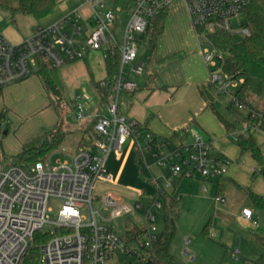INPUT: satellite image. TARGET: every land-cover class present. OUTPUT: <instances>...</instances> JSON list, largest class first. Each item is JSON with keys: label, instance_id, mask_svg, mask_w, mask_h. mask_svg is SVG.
<instances>
[{"label": "built area", "instance_id": "2783aa9c", "mask_svg": "<svg viewBox=\"0 0 264 264\" xmlns=\"http://www.w3.org/2000/svg\"><path fill=\"white\" fill-rule=\"evenodd\" d=\"M173 1L132 0L120 41L112 31L113 8L94 11L89 18L88 31L78 20V10L69 12L50 26L35 29L32 36L18 43L9 40L0 29V89L36 73L39 58L48 60L54 67H61L95 51L105 61V48L110 40L118 45L120 52L119 72L113 81L114 94L104 104L106 113L102 108L92 113L95 136L90 145L80 146L71 154L70 160H59L53 165L46 161H35L26 167L15 163L0 164V264H24L33 235L48 224L54 225V233H50L42 244L38 264H106L128 249L121 232L98 222L97 212L93 209V201L98 198L95 184L99 180L112 179L107 165L111 153L120 154L131 138L139 141L141 122L121 113L119 97L123 92L139 88V83L131 78L143 74L146 69L144 61L139 58L138 40L145 36L150 21L170 8ZM183 1L200 44L207 45L201 53L209 73L208 82L219 93H230L233 103L247 109L243 127L232 131L234 138L238 132L264 130V107L248 105L231 91V87H238L243 79L237 81L222 69L224 54L205 35V30L215 26L233 33L230 19L240 14L252 0ZM97 3L103 5V0H97ZM240 32L245 34L248 30L243 27ZM78 36H83V45L76 42ZM262 56L264 59V49ZM101 84H106L104 79ZM74 107L78 119L89 116L85 103L76 101ZM4 127L5 122L0 120V129ZM188 135L190 139L179 142L170 138L153 141V135L149 133L144 145L139 144V147L143 152L151 150L157 163L168 165L173 175L205 179L224 176L230 159L215 152L214 137L197 130ZM142 156L146 161V154ZM52 196L63 201L53 220L49 216ZM224 200L223 194L215 196L216 202ZM103 201L105 206H112L113 217L132 210L109 194ZM86 205L90 208L91 219L82 213L81 209ZM137 208L144 210L146 230L143 238L145 245L151 246L158 237L156 222L162 203L156 201L151 208L139 203ZM242 214L246 220L258 224L251 208H243Z\"/></svg>", "mask_w": 264, "mask_h": 264}, {"label": "rangeland", "instance_id": "374dc122", "mask_svg": "<svg viewBox=\"0 0 264 264\" xmlns=\"http://www.w3.org/2000/svg\"><path fill=\"white\" fill-rule=\"evenodd\" d=\"M129 6H132V0H103V5L98 4L97 0H59V4L48 15V18L40 22L19 11L0 8V28L4 34L8 30H14L26 39L33 35L34 29L39 23L42 27L50 26L63 13L66 15L78 10L80 12L78 20L83 23L86 14L113 8L118 14V19L112 27V31L120 41L127 22ZM186 11L187 8L183 0L173 1L165 31L158 38L156 48L152 49L149 34L142 35L138 40L139 58L141 57L146 65L144 73L137 76L141 82L145 80L149 69L159 71L165 82L169 79L182 82L192 77L196 79L198 72L202 70L199 80H196L194 85L197 86L207 80L208 73L202 57L191 56L193 53L197 55V52L207 45L200 44L190 15ZM246 19L245 12L230 19L236 39L243 38V33L240 31L243 29ZM76 42L83 45V36L76 37ZM90 52H88L89 64L94 77L96 79L105 78L107 74L103 56L100 53L92 55ZM187 56L188 59H186ZM33 75L37 74L34 72ZM60 75L64 81L67 99L58 100L47 92L46 107L36 108L39 99L35 95L36 93L33 94L30 89L21 88L20 91H13L6 95L8 101L6 103L13 110V114L6 112L4 116H0V120L6 124L4 128L0 129L1 165L11 164L12 157L24 145L38 144L39 141L36 138L41 135L38 134L42 131L43 134L55 127L69 131L64 144L45 159L50 165L59 160L71 159V154L79 148L77 141L82 136L84 128L91 127L94 133V122L90 118L78 119L74 107L76 101H81L88 106V114L100 107L99 100L93 93L87 78L86 65L80 60H74L60 67ZM240 79L238 78L237 81ZM238 87L232 86L231 91H236ZM145 91L142 89L135 93L123 92L120 94V111L124 116L131 118V111L137 104L141 105L138 101ZM185 91L184 103L192 105V93L187 89ZM213 91L216 110L231 122L238 121L237 126L240 130L243 127L247 109L233 103L230 93H219L214 88ZM250 98L257 107H264V94L252 95ZM4 103L5 100L1 97L0 113ZM101 108L106 113L105 106H101ZM5 110L7 111V109ZM197 120L209 134L220 138L219 145L230 158V167L226 175L216 178L214 181L182 178L177 186L172 184L170 187H165V191L169 195L181 193L180 213L171 250L184 264H218L220 261H224L226 264H254L252 260L261 253V245L257 237H264V212L253 205L249 191L264 193V166L258 164L250 151L240 152L232 132H228L218 113L212 108L205 105ZM6 128L9 129L8 133H4ZM252 134L264 153V130L254 129ZM140 160L147 178L136 173L131 153L122 157L116 171L118 176L115 175V186L126 187L121 190L115 189V196H119L122 203L132 208L130 212L113 217L112 206H105L103 201L104 196L108 193L103 190L105 186L101 185L99 181L95 184L94 191L96 194L98 193V198L93 201V209L97 212L98 222L108 224L121 233L130 223H137L140 226L146 224L144 210L137 208L139 196L135 188L145 189L147 193L155 194L157 186L149 178H162L163 181H166L169 177L167 168L170 167L157 163L153 155L147 154L146 162L142 158ZM135 163L139 166L138 162L135 161ZM138 178L142 181L141 183ZM216 181L222 182L225 186V200L220 201L219 204L214 201L218 192ZM62 202L59 197H50L49 207L52 211H49V216L51 220L56 218L57 210ZM243 207H250L254 210V217H257L258 224H252L240 217ZM81 210L88 219H91L89 206L86 205ZM163 226L164 212L161 211L156 222L158 235ZM205 227L208 228L207 232L204 231ZM44 230L54 233V225L48 224ZM106 264H122V259L116 255Z\"/></svg>", "mask_w": 264, "mask_h": 264}, {"label": "trees", "instance_id": "16d2710c", "mask_svg": "<svg viewBox=\"0 0 264 264\" xmlns=\"http://www.w3.org/2000/svg\"><path fill=\"white\" fill-rule=\"evenodd\" d=\"M58 3L59 0H0V8L19 11L37 20H41L49 15L57 7ZM242 12H245L247 17L243 26L248 30L247 33L243 34L242 39H236L233 33L221 26H215L210 30H205V35L212 41L216 48L224 54V58L221 60L222 69L234 79H243V81L240 82V86L235 91L237 98L248 105L257 107V105L251 101L250 97L252 95L260 96L264 94V59L262 56L264 49V0H252L244 7ZM169 13L170 8H167L159 16L151 20L148 25L145 35L149 34L151 36L152 49L156 48L158 38L165 31ZM117 19L118 14L115 11L114 25ZM105 51L106 58L104 64L107 74V76L103 78L106 82L105 85H102L101 80H97L94 77L87 56L75 59L80 60L86 65L87 78L99 100L100 108L113 97V81L119 72L120 64V52L116 43L110 40ZM72 61L74 60L69 62ZM36 74L48 93L58 100L63 98L67 99L64 81L60 75V67H54L48 60L39 58ZM139 88L133 92H136ZM198 89L201 97L206 103V107H210L218 113L228 132L239 130L237 126L239 124L238 121L236 123L231 122L216 110L212 84L208 81L200 83ZM1 97L2 89H0V98ZM5 113L6 110L3 108L0 116H4ZM5 131L8 133L9 129L6 128ZM139 131V141H145L150 131L143 122H141L139 126ZM181 132L183 133V130ZM181 132L178 131L177 134L180 135ZM184 132L185 136L189 133L186 129ZM68 133L69 131H63L60 127H55L41 134L36 138L39 141L38 144L31 146L24 145L22 150L12 157V163L26 167L35 161H45L49 154L58 150L64 144ZM94 136L95 134L91 130V127L84 128L82 136L77 141V146L90 145ZM157 139V136H153V141ZM234 139L241 153L250 151L258 164L264 166V153L252 132H238ZM137 151V161L141 165L140 174L147 178L148 176L144 173L141 164L140 158L143 159V156L139 147H137ZM143 161L146 162L144 159ZM149 179L156 184L157 192L155 194H150L144 191L139 198V203L145 207L151 208L156 201H161V209L164 212L163 229L152 242L151 246H146L143 238L146 224L140 226L137 223H130L122 233L128 249L123 253L120 252L119 257L122 259V264H184L171 250V244L177 230L181 199L172 196L168 200V196L165 194L164 181L155 178ZM218 194H220V191ZM249 194L253 205L264 212V194L252 190L249 191ZM204 231L207 232L208 228L205 227ZM49 237L50 233L44 229L35 232L30 248L24 258V264H38L40 248ZM257 239L261 245V253L252 261L254 264H264V237L258 236ZM143 255H146V258H143ZM218 264L226 263L220 261Z\"/></svg>", "mask_w": 264, "mask_h": 264}, {"label": "crops", "instance_id": "0c3cea01", "mask_svg": "<svg viewBox=\"0 0 264 264\" xmlns=\"http://www.w3.org/2000/svg\"><path fill=\"white\" fill-rule=\"evenodd\" d=\"M82 8H83V6H82ZM170 9H171V7H170ZM93 13H94V11L89 13V14H86V18L84 19V22L83 23L81 22L83 24V26L85 27L86 31H88L90 29V19L89 18ZM64 16H65V13L60 15L59 19L55 20L54 23L60 21ZM47 18H48V15L46 17L42 18L41 20H38V21L39 22L44 21ZM39 27H42L41 23H39L38 26L35 27V29H37ZM35 29H34V31H35ZM4 35L9 40L16 42V43L24 40V37L14 30H8L7 33ZM90 53H92V55L97 54V52H95V51H91ZM193 55H194V57H202L204 65L207 69V66H206V63H205V60H204V57H203L201 51L197 52V55H196V53H193L191 56H193ZM86 56L89 60V55L87 54ZM186 59H188V56L186 57ZM202 72H203V70L198 72V76L196 77V79H194L192 77L191 79H187L184 82H182L181 80L172 81L170 79L165 82L162 80V76H161L160 72L157 70L152 71V69L148 70L147 76H146L145 80H143L142 82L137 78V76H131L132 79L136 80L139 83V87H140L139 90H142V89L146 90L145 93L139 98L140 100L138 101V103H140L141 105L138 106L139 104H137L135 106L134 110L131 111V118H134L140 122H143L147 126V128L149 129L150 133L153 136H157L158 138H170L174 142H179L182 139H190L189 135L185 136V134H184L185 129L188 130L189 133L192 132L193 130H197V131H200L202 133L204 132L205 134H208L206 136L214 137V139H215V152L229 158L228 155L224 152V150L219 145L220 138H216L214 135L209 134L207 132V130L204 129L202 124L197 120V117H199V115H201L203 107L206 105L205 101L203 100V98L200 95V92L198 89L199 84L197 86L194 85L196 83V80H199ZM207 73H208V69H207ZM195 76H196V74H195ZM97 80H101V79H97ZM207 81H208V76H207V80L204 82H207ZM201 83H203V82H201ZM21 88L30 89L31 91H33V94L36 93L35 95L39 99V102L36 105L37 109L46 107V105H47V91L45 90L40 78L37 75L32 74L27 79H25L21 82L10 84V85H8L2 89V97L5 100V103H4L5 105L3 108L7 109V111H6L7 113L10 112L11 114H13V110H11V107L8 106L9 104L6 103V102H8L6 100V98H7L6 95H9L13 91H20ZM186 89L191 91V93H192V96H193V104L192 105H190V103H188V104L184 103L183 97H184V94L186 92L185 91ZM93 93H94V91H93ZM183 104H184V106H182ZM97 109H100V107H98ZM92 113L93 112L89 113V116H87V118H90L91 121H93L95 123L94 118H92ZM182 130H183V133L181 132ZM178 131L181 132L180 135L177 134ZM42 132L39 133L38 135L42 134ZM139 144H141L143 146L144 141H137L136 139L131 138L128 140L126 146L124 147L123 151L120 154L111 153L107 158V165H108L110 172L112 174V179H110V180H99L100 184L105 186L103 190L108 192L107 194H109L112 198L116 199L119 203H122V202H121L119 196H115V189L121 190V189H125L126 187L115 186V175L118 176V174H116V173H118V172H116L118 170L117 167L119 166L120 160L122 159V157H126V155H129L131 153L132 159L134 160V166L136 167V171H137L136 173L141 176V174H140L141 165L139 164V166H138L137 163H135V161L138 162L137 161V158H138L137 157L138 156L137 147H139ZM238 148H239V146H238ZM21 150L17 151L16 154L18 152H20ZM239 150H240V148H239ZM140 151H141V154L145 153L146 157H147V154L152 156L151 150H144L145 152H143L142 149H140ZM153 159H152V161L154 163ZM139 167H140V169H139ZM229 167H230V165H228L227 172H229ZM167 170H168L167 174L169 177L167 178L166 181H164L165 187H170L172 184L177 186L182 178H190V177L173 175L170 168H167ZM227 172H226V174H227ZM155 179H157V178H155ZM194 179L198 180V179H205V178L198 177V178H194ZM215 179H205V180L214 181ZM138 180L140 183L142 182L139 178H138ZM160 180L163 181L162 178H160ZM216 188H217L218 192L220 191V194H223L224 196H226L225 195V186L222 182L216 181ZM135 190H137V194H138L139 198H140L141 194L144 191H146L145 189H140V188H135ZM156 192H157V190H156ZM218 192H217V194H218ZM165 194L168 196V198H167L168 200L172 196L181 199V193L169 195L165 191ZM261 194H264V193H261ZM97 195H98V193H97ZM214 201H215V197H214ZM215 203L219 204V202H216V201H215ZM243 208H245V207H243ZM243 208H242V210H243ZM248 208H250V207H248ZM242 210H241L240 217H242L244 220H246L243 217ZM161 211H162V209H161ZM161 211L158 212V217L161 214ZM252 211H253V214L255 216V212L253 209H252ZM255 218L257 219V217H255ZM246 221H248V220H246ZM248 222H250V221H248ZM118 257H119V255H118Z\"/></svg>", "mask_w": 264, "mask_h": 264}, {"label": "water", "instance_id": "95a60500", "mask_svg": "<svg viewBox=\"0 0 264 264\" xmlns=\"http://www.w3.org/2000/svg\"><path fill=\"white\" fill-rule=\"evenodd\" d=\"M4 133H7V131H4Z\"/></svg>", "mask_w": 264, "mask_h": 264}]
</instances>
